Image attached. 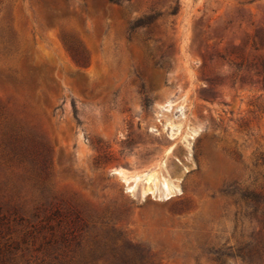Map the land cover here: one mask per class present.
I'll use <instances>...</instances> for the list:
<instances>
[{"label": "rangeland", "instance_id": "rangeland-1", "mask_svg": "<svg viewBox=\"0 0 264 264\" xmlns=\"http://www.w3.org/2000/svg\"><path fill=\"white\" fill-rule=\"evenodd\" d=\"M57 3L0 0L7 264H264V0ZM9 121L32 139L18 159Z\"/></svg>", "mask_w": 264, "mask_h": 264}, {"label": "trees", "instance_id": "trees-1", "mask_svg": "<svg viewBox=\"0 0 264 264\" xmlns=\"http://www.w3.org/2000/svg\"><path fill=\"white\" fill-rule=\"evenodd\" d=\"M44 6H47L49 3H53L54 5H57V0H51V1H45V0H39ZM110 3L116 4L119 3V0H108ZM66 3L69 2V0H65ZM50 23L54 25L55 18H58L59 16L62 17H68V12H60V13H54L49 12L47 15ZM143 23L138 24L142 25ZM62 40L64 45L66 46L69 53L78 61V62H85V60L88 58V50L86 46L82 43L81 40H79L72 32H66L62 33ZM1 116V113H0ZM8 130L4 133L5 137V149L7 151V154L11 156V158H21L24 156V154H27V151L29 150V147L31 146L32 139L30 132L28 129H25L22 125H19L16 122H11L6 125ZM53 216H49L45 218L46 221L50 222L52 219H55L59 222L63 221V217L59 215V211L57 210L55 213H52ZM44 226L41 224H38L34 226L33 230L27 231L25 234V237H27L29 240H32L35 238V232H38L41 228ZM12 231V225L10 222V218L2 212V208L0 206V264H7L11 259V255L14 253L13 251L18 249L19 243L18 240L13 238V236L7 237ZM53 236L47 240L46 242L50 244L52 241H55L56 239ZM65 234L59 236L61 240L64 238ZM46 238V237H45ZM24 243L27 242V240H23ZM63 258V255L60 256ZM38 259L41 260V262H45L44 258L38 257Z\"/></svg>", "mask_w": 264, "mask_h": 264}, {"label": "bare ground", "instance_id": "bare-ground-1", "mask_svg": "<svg viewBox=\"0 0 264 264\" xmlns=\"http://www.w3.org/2000/svg\"><path fill=\"white\" fill-rule=\"evenodd\" d=\"M168 105H164L163 108H167ZM168 110V109H167ZM167 131H168V134L170 136V138H175L176 137V134L178 132H176V125L173 124V123H169L168 126H167ZM178 135V134H177ZM172 147H170L171 149ZM114 172L116 174H118L119 176L122 177V179L124 180V182L126 183V188L128 191H133L135 185H134V182L137 183V181L139 180V176H131L130 174L128 175L126 172L127 171H124L122 169H115ZM150 174V173H149ZM134 175V174H133ZM136 175V174H135ZM141 175V174H140ZM153 175V174H152ZM152 175H148L145 180H146V183L148 185V187L146 188V193H155V190H154V187L152 186V183L154 181V178L152 177ZM154 176V175H153ZM142 178V177H141ZM144 180V181H145ZM156 180V179H155ZM176 183H170L167 179H164L163 182H162V198L163 199H169L171 197H173L175 194L179 193L181 191V181L182 179H176ZM142 181V180H141ZM155 182V181H154ZM135 183V184H136ZM156 188V187H155ZM145 193V194H146ZM144 194V195H145ZM147 195V194H146ZM161 197V196H160Z\"/></svg>", "mask_w": 264, "mask_h": 264}]
</instances>
